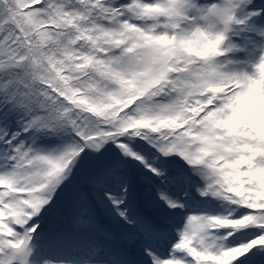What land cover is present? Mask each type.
I'll return each mask as SVG.
<instances>
[{
  "label": "snow or ice",
  "instance_id": "snow-or-ice-1",
  "mask_svg": "<svg viewBox=\"0 0 264 264\" xmlns=\"http://www.w3.org/2000/svg\"><path fill=\"white\" fill-rule=\"evenodd\" d=\"M0 264H264V0H0Z\"/></svg>",
  "mask_w": 264,
  "mask_h": 264
}]
</instances>
